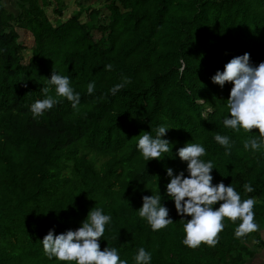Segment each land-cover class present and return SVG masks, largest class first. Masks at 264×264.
Listing matches in <instances>:
<instances>
[{"label":"trees","instance_id":"trees-1","mask_svg":"<svg viewBox=\"0 0 264 264\" xmlns=\"http://www.w3.org/2000/svg\"><path fill=\"white\" fill-rule=\"evenodd\" d=\"M14 1L17 13L0 0V264H75L49 260L41 241L49 230H77L93 207L111 217L100 249L115 247L128 264L141 247L150 264H251L264 249V148H244L258 129L224 127L233 84L221 88L212 77L244 53L254 66L264 62V0H76L65 18L64 0ZM24 31L33 37L27 62ZM53 69L69 77L80 104L60 98L34 119L30 106L45 98ZM124 77L131 82L113 95ZM162 125L171 151L146 161L138 135L155 137ZM215 134L230 138V155ZM189 142L205 148L213 184L255 198L259 231L238 239L240 221L225 218L215 247L182 243L181 219L191 217L166 195L167 169L188 175L177 152ZM152 194L173 220L158 231L138 215Z\"/></svg>","mask_w":264,"mask_h":264},{"label":"clouds","instance_id":"clouds-1","mask_svg":"<svg viewBox=\"0 0 264 264\" xmlns=\"http://www.w3.org/2000/svg\"><path fill=\"white\" fill-rule=\"evenodd\" d=\"M112 64L105 65V70L111 71ZM130 78L124 77L121 83L113 86L109 91L115 95L130 83ZM212 82L224 87L225 83H232L227 99L230 116H225V128L239 132H251L258 129L259 135L251 137L244 142L246 150L253 151L264 148V62L253 65L250 54L244 53L233 57L224 65V70L217 71ZM47 86L41 89L44 99L37 100L30 106L34 119L41 117L46 111L60 103V98L71 102L73 109H78L80 94L74 92L70 86L68 76L58 74L54 69L51 78L46 80ZM95 82L87 85L88 94L94 92ZM54 89L55 94H50ZM170 128L167 125L156 129L155 137L148 132L138 135L137 149L146 161L159 160L171 151L169 140L163 139ZM215 141L223 146L225 155H230V138L226 135L215 134ZM180 160L187 163V173H173L172 168L167 169L170 182L166 185V195L174 201L176 212L181 217L185 237L182 243L189 248H197L201 243L215 247L219 242L218 234L224 229V220L235 223L236 238H242L250 233L260 230L254 222L255 198H241V195L230 185L222 181L213 184L214 169L211 160L205 162L201 159L206 154L205 148L198 143H187L178 149ZM246 193L254 191L250 183L244 184ZM142 207L138 209L140 218L145 219L153 231L166 228L173 223L169 218V209L162 205L161 194L145 195L142 197ZM219 203V207H214ZM111 217L103 214L102 209L93 207L82 221V225L75 231L68 230L55 234L54 230L43 237L42 246L49 260L55 258L62 262H75V264H128L122 260L115 247L100 249V239L105 232V225L110 223ZM135 264H150L151 254L143 247L139 248L134 256Z\"/></svg>","mask_w":264,"mask_h":264},{"label":"rangeland","instance_id":"rangeland-1","mask_svg":"<svg viewBox=\"0 0 264 264\" xmlns=\"http://www.w3.org/2000/svg\"><path fill=\"white\" fill-rule=\"evenodd\" d=\"M64 1H65L66 8H64V13H63L64 16H63V18L68 17L70 14H72L74 12V10L77 9L76 0H64ZM3 2L5 3V5H6V7L8 8L9 11H13L15 13L18 12L16 3H15L14 0H3ZM51 9H52V6H50V8L48 9L49 16H50V18L53 21H56L57 16H55L52 13ZM105 13H107L106 9H105V12L103 10V14H105ZM83 19L84 20L87 19L85 13L83 14ZM22 36H23V40H24L25 46L27 48L24 51V55H25L24 62H27L29 57L31 56V48H32V44H33V37H32V35L29 32H25V31H24V33H22ZM262 237L264 239V231L262 233ZM249 244H250V241H249ZM258 260H264V252L263 251H262V253H260V257L258 258ZM254 263H257V261L254 260ZM249 264H250V262H249Z\"/></svg>","mask_w":264,"mask_h":264},{"label":"crops","instance_id":"crops-1","mask_svg":"<svg viewBox=\"0 0 264 264\" xmlns=\"http://www.w3.org/2000/svg\"><path fill=\"white\" fill-rule=\"evenodd\" d=\"M262 251L264 252V249H261L260 253H262ZM260 253H258V255L256 256V258L254 260L257 261V263H254V260L251 262V264H258V263H264V260H258V258L260 257Z\"/></svg>","mask_w":264,"mask_h":264}]
</instances>
